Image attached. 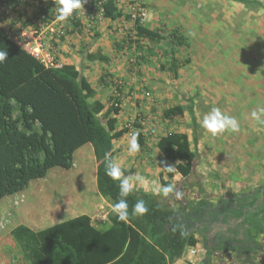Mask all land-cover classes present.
<instances>
[{
	"label": "trees",
	"instance_id": "16d2710c",
	"mask_svg": "<svg viewBox=\"0 0 264 264\" xmlns=\"http://www.w3.org/2000/svg\"><path fill=\"white\" fill-rule=\"evenodd\" d=\"M233 1L252 8L263 7L259 0ZM94 3L106 19H130L117 0ZM55 9L51 0H39L33 21L50 23L58 15ZM75 20L72 19L75 27H80V20ZM24 25L27 26L26 21ZM133 30L135 38L128 34L126 42L130 45L137 42L138 48L141 41L158 42L164 38L160 31L138 22ZM173 36L179 43L184 41L179 31ZM0 50L8 53L0 63V200L24 190L35 179L45 178L55 167L71 169L76 151L91 143L97 162L98 193L113 207L121 198L119 181L105 175V161L115 162L114 142L129 130L117 127L118 120L112 114H118L120 109L110 106L104 112L105 104L96 99L95 89L74 65L48 66L1 26ZM143 58L136 57L139 64ZM186 110L191 115L197 143L199 123L192 102L188 107L176 105L166 109L164 116L168 119L184 116ZM134 126L142 127L140 122ZM135 135L139 146H146L142 131H136ZM156 148L175 164L168 172L170 178L176 173L184 178L193 177L199 152L192 148L187 133L161 135ZM131 172L124 171L126 175ZM161 182L165 187L171 185L164 179ZM126 199L129 205L126 222L117 220L111 210L107 227L95 226L89 215L82 214L39 231L20 225L12 230L11 236L31 264H174L188 247L196 245L197 239L184 214L159 195L133 188ZM140 199L145 201L148 212L134 216L132 208Z\"/></svg>",
	"mask_w": 264,
	"mask_h": 264
},
{
	"label": "rangeland",
	"instance_id": "374dc122",
	"mask_svg": "<svg viewBox=\"0 0 264 264\" xmlns=\"http://www.w3.org/2000/svg\"><path fill=\"white\" fill-rule=\"evenodd\" d=\"M259 1L263 3L262 8H252L232 0H142L149 13L144 25L160 31L164 38L158 42L141 41L138 44L141 48L137 47V42L134 45L126 42V32L131 30L132 23H126L125 26L117 24L121 32L125 33L120 37V50L125 54L127 66H131V58L139 55L144 57L138 69L131 66L133 76L139 78L138 98L132 99L138 101V111L129 112L131 114H127V118L121 123L122 128L134 130L124 140L126 149H129L136 131H142L146 138V146H139V150L129 157L128 171L133 172L126 175L124 169H121L122 176L129 180L132 188L152 192L167 202L173 199L172 195L166 196L163 192L165 186L161 179H164L171 183L176 201L183 198L181 186L184 182L168 176L170 170L167 167L171 166L172 170L174 164L167 161L156 148L158 138L170 131L189 133L193 149L199 152L196 170L204 172L200 175L207 179L215 176L214 165L222 166V171H218L220 173L226 170L232 173L235 170V164L224 159H229L232 153V141L240 138L245 142L248 138H254L252 143H259V152L264 154V147L261 145L264 141V0ZM94 2L95 0H81L80 12L86 17L99 14ZM38 6L39 0H22L19 3L9 0L0 11V26L26 46L32 40V35L43 26V23L33 21ZM121 7L126 14L130 13L128 2L123 0ZM54 11L58 14V9ZM21 17H24L23 20ZM24 30L28 38L21 36L20 33ZM176 31L183 35L182 43L173 36ZM148 75L152 76L148 77L149 81L144 79ZM124 102L128 104L127 99ZM191 102L201 125L204 117L213 108H218L223 116L235 119L238 131L226 129L213 135L200 126L196 130V143L188 110L184 116L172 119L164 116L166 109L176 105L188 107ZM136 122L141 123V129L134 126ZM250 141L249 139V145ZM116 153L118 162L125 159L122 150H117ZM92 156L94 153L91 152V160H86V163H82L77 157L69 170L53 168L48 178L38 185L60 187L64 203L73 207L71 214L86 211L93 214L94 211L89 209H96L97 206L94 217L101 213L109 217L111 207L107 204L110 203L108 200L100 198L99 203L95 202L91 206H87V202L83 200L84 195L88 198L94 195L95 189L92 186L96 185L97 167ZM229 176L231 174H228L227 179ZM138 177L141 179H137ZM198 179L196 174L191 178L196 182ZM226 180L221 181L220 188L223 191L229 187L228 183L225 184ZM232 181L236 182L235 179ZM162 197L166 199L163 200ZM78 198L79 204L75 200ZM24 199L22 196L14 203L18 204ZM177 206L178 204H174L173 207L178 208ZM0 215V230L3 229L4 232L5 211ZM62 218H66V215ZM5 234L6 232L3 233L4 237Z\"/></svg>",
	"mask_w": 264,
	"mask_h": 264
},
{
	"label": "crops",
	"instance_id": "0c3cea01",
	"mask_svg": "<svg viewBox=\"0 0 264 264\" xmlns=\"http://www.w3.org/2000/svg\"><path fill=\"white\" fill-rule=\"evenodd\" d=\"M73 12L64 21H58L55 18L50 23L42 24L41 29L32 35V39L43 45L45 53L54 58L57 66L72 64L80 71L95 89L96 99L105 104L104 112L110 109L114 91L110 80L111 78L120 79L122 81L120 92L124 100H128V104L124 102L118 114L112 115L118 120V129H122L121 123L127 118V114L138 111V101H132V99L138 98L139 78L133 76V68L127 66L125 54L120 50L122 47L120 37L125 33H122L117 26V24L125 26L126 23L131 24V22H127L125 18L111 21L98 13L96 16L86 17L80 12V7ZM78 18H81V26L75 27L72 19ZM60 26L65 30V34L57 37L55 31ZM91 54H97L99 57L93 59L90 57ZM148 77L152 78L148 75L144 79L149 81ZM125 106L127 108L124 109ZM200 126L201 123H199ZM133 132L134 130H128L114 142L115 163L119 167L122 166L120 169L123 168V171H128L127 164L131 156L124 140ZM183 132L189 135L187 131ZM253 140L254 138H248L243 142L239 138L231 142L232 153L229 159L228 157L224 159L235 164V170L232 173L229 170L220 173L218 171H222V166L214 165L215 176L213 178L209 176L210 179H207L200 175L204 172L200 173L196 170V163L192 176L196 174L199 178L197 182L176 173L174 179L184 182L181 186L183 198L176 201L173 191L166 195H172L173 200H167L166 203L171 207L178 204L179 211L184 214L190 224L191 232L197 239L196 245L191 246L196 249L197 254L191 255L189 253L191 247H188L182 258L174 264H264V154H260L261 147L259 143L253 144ZM261 145L264 147V141ZM117 150L124 152V160L120 159L118 162ZM91 152L94 153L92 144H85L76 151L74 161L78 157L82 163L88 162L86 160H91ZM92 157L96 161L95 154ZM49 173L45 178L31 181L24 190L0 200V213L2 211L6 213L5 237L3 229L0 230V264H31L25 252L11 236L12 230L20 225L39 231L82 214L89 215L95 226L109 225L108 220L101 222L95 219L94 213L97 206H95L96 209H89L94 211L93 214L88 211L71 214L73 207L64 203L60 187L38 185L40 181L48 178ZM228 174L231 176L227 179ZM211 180L213 183L210 182ZM222 180H226L225 184L229 185L224 191L220 188ZM92 187L95 189L93 197L83 196L87 206L95 202L99 203L100 198L106 200L98 194L97 182ZM22 196L25 198L24 201L14 203ZM162 199L166 198L162 197ZM75 200L79 204V198ZM107 204L112 210L111 203ZM65 215L66 218H62Z\"/></svg>",
	"mask_w": 264,
	"mask_h": 264
},
{
	"label": "clouds",
	"instance_id": "9594fccd",
	"mask_svg": "<svg viewBox=\"0 0 264 264\" xmlns=\"http://www.w3.org/2000/svg\"><path fill=\"white\" fill-rule=\"evenodd\" d=\"M48 2V0H45ZM55 7L58 9L57 20L64 21L70 17L73 11L80 7L81 0H51ZM8 56L6 50H0V63H2ZM255 115V114H254ZM264 123V121H262ZM204 129L211 132L213 135L224 132L226 129L232 132L238 131V125L234 118L223 116L218 108H213L207 114L201 125ZM139 150L137 135H133L129 151L135 153ZM171 170V166L167 167ZM105 175L114 181H119V196L121 197L115 204H113L112 212L116 219L119 221H127L129 216V205L127 201L128 195L132 192V184L127 178L121 179L122 172L120 167L112 160L106 159L105 161ZM137 179H141L138 177ZM173 191L171 185L164 187L163 192L165 195ZM179 196V193H177ZM148 212V207L143 199L137 200L132 208V214L143 215Z\"/></svg>",
	"mask_w": 264,
	"mask_h": 264
},
{
	"label": "built area",
	"instance_id": "2783aa9c",
	"mask_svg": "<svg viewBox=\"0 0 264 264\" xmlns=\"http://www.w3.org/2000/svg\"><path fill=\"white\" fill-rule=\"evenodd\" d=\"M8 1L9 0H0V7H1L0 11L2 9H4V5H6V3ZM14 1L19 3L22 0H14ZM117 1H118L119 5L121 6L123 0H117ZM124 1L128 2V5H129V7L131 9V11L129 13L130 19H128L127 22H131L132 23L131 30L129 32H126V33H128L130 35L129 37L133 38L134 37V35H133L134 34V30H133L134 24L136 22H138V23L144 25L145 22L148 19L149 13H148V9L146 8V6L142 2V0H124ZM98 12H99V14L101 16H103L102 15V10L98 11ZM55 33H56L57 37H61V36H63L65 34V30L60 26V28L58 30H56ZM20 34H21L22 37H27V38L29 37L25 30L23 32H21ZM128 42H129V40H128ZM22 46L25 47L28 51H30L32 54H34L38 58H41L43 61H45V63L48 66L56 65L54 58L48 56L45 53L44 47H43V45L40 42H38V41L34 42V39H32L31 41L27 42L26 46H24V45H22ZM130 62H131V66L133 68H135V69L139 68V63H138V60L136 59V57L131 58ZM110 81L113 83V87H114V91H113L112 99H111V106L117 107V108H119L121 110L123 108V106H124V98H123V96H122V94L120 92V88L122 87V81L120 79H117V78H113V79L111 78ZM108 218L109 217H108L107 214L101 213L95 219L97 221H107ZM189 253L194 256V255L197 254V251H196V249L194 247H191L189 249Z\"/></svg>",
	"mask_w": 264,
	"mask_h": 264
}]
</instances>
